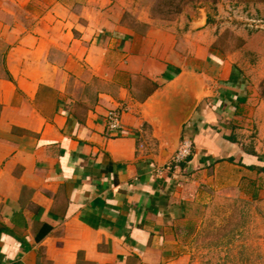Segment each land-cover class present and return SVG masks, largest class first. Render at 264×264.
Returning <instances> with one entry per match:
<instances>
[{
	"label": "crops",
	"instance_id": "obj_1",
	"mask_svg": "<svg viewBox=\"0 0 264 264\" xmlns=\"http://www.w3.org/2000/svg\"><path fill=\"white\" fill-rule=\"evenodd\" d=\"M132 5L0 0V264H186L173 225L213 189L259 185L263 29L224 49L200 8L131 20ZM177 85L203 91L180 128L192 153L159 176L172 133L158 104Z\"/></svg>",
	"mask_w": 264,
	"mask_h": 264
},
{
	"label": "rangeland",
	"instance_id": "obj_2",
	"mask_svg": "<svg viewBox=\"0 0 264 264\" xmlns=\"http://www.w3.org/2000/svg\"><path fill=\"white\" fill-rule=\"evenodd\" d=\"M131 1L132 7L124 13L131 20H136L137 14L172 19L187 10L197 11L199 8L204 20L206 13L211 18L216 16L224 49L242 46L241 33L264 31V0ZM232 28L237 30L236 33ZM254 40L264 45V38ZM256 58L261 59L259 55ZM247 59L250 61L251 57L247 56ZM258 92L264 96V80ZM257 134L254 127L243 138L249 144L255 141ZM154 152L158 154L159 149ZM171 161L170 158L168 162ZM255 180L259 185H247V193L242 188L231 193L226 186H218L220 188L213 189L207 204L193 206L184 220L173 225L177 253L185 256L186 264H264V172Z\"/></svg>",
	"mask_w": 264,
	"mask_h": 264
},
{
	"label": "water",
	"instance_id": "obj_3",
	"mask_svg": "<svg viewBox=\"0 0 264 264\" xmlns=\"http://www.w3.org/2000/svg\"><path fill=\"white\" fill-rule=\"evenodd\" d=\"M202 95L201 89L199 92L196 87L185 88L182 85H177L158 104L162 114V125L164 129L172 133L171 139L163 148L162 155L164 157L170 159L177 151L180 145V128L188 120Z\"/></svg>",
	"mask_w": 264,
	"mask_h": 264
},
{
	"label": "built area",
	"instance_id": "obj_4",
	"mask_svg": "<svg viewBox=\"0 0 264 264\" xmlns=\"http://www.w3.org/2000/svg\"><path fill=\"white\" fill-rule=\"evenodd\" d=\"M124 109L116 107L110 109L106 115L107 128L110 131H121L123 130V121L122 116ZM192 153V143L188 140L181 141L177 151L171 157L172 161L168 162L162 166H159L156 169V173L159 176H162L164 173H174L177 170H180V166Z\"/></svg>",
	"mask_w": 264,
	"mask_h": 264
},
{
	"label": "trees",
	"instance_id": "obj_5",
	"mask_svg": "<svg viewBox=\"0 0 264 264\" xmlns=\"http://www.w3.org/2000/svg\"><path fill=\"white\" fill-rule=\"evenodd\" d=\"M230 140H234V137L233 136H231L230 137ZM229 161H233L234 159H233V157L231 156V157H228L227 158ZM251 169H256V170H258V172H264V166H255V165H251V166H249Z\"/></svg>",
	"mask_w": 264,
	"mask_h": 264
}]
</instances>
